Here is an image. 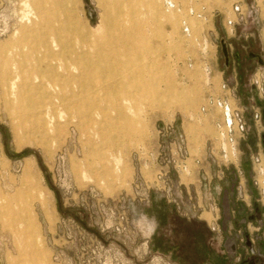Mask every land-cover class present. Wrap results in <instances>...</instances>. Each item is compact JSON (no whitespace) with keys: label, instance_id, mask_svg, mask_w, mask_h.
I'll return each instance as SVG.
<instances>
[{"label":"rangeland","instance_id":"obj_1","mask_svg":"<svg viewBox=\"0 0 264 264\" xmlns=\"http://www.w3.org/2000/svg\"><path fill=\"white\" fill-rule=\"evenodd\" d=\"M263 27L264 0H0V73L45 29L103 55L48 129L0 84V264H264V130L236 165L210 151L218 101L264 114Z\"/></svg>","mask_w":264,"mask_h":264},{"label":"bare ground","instance_id":"obj_2","mask_svg":"<svg viewBox=\"0 0 264 264\" xmlns=\"http://www.w3.org/2000/svg\"><path fill=\"white\" fill-rule=\"evenodd\" d=\"M37 17L30 18V24H23L25 21L22 20L23 30L27 32L37 25ZM41 34V39L33 45H15L11 51V62L1 65L0 84L7 82L5 93L13 99L17 113L33 119L40 128L43 117L45 128L48 129L53 120L49 119L51 108L45 100L58 92L65 93L70 88L74 94L78 87L74 85L78 84L82 88H77L79 91L89 92L91 80L97 77L93 72L99 67L94 57L101 60L103 55L100 52L102 44H98V51L92 53L86 35L82 37L83 43L76 47L71 45L69 33L45 29ZM75 99L78 98L73 95L72 100H65V104L72 108L75 103H79Z\"/></svg>","mask_w":264,"mask_h":264},{"label":"built area","instance_id":"obj_3","mask_svg":"<svg viewBox=\"0 0 264 264\" xmlns=\"http://www.w3.org/2000/svg\"><path fill=\"white\" fill-rule=\"evenodd\" d=\"M239 1L234 3L235 12L243 15L242 7ZM234 25L232 22L230 23ZM262 38L264 41V27L262 29ZM225 46V44H224ZM261 96L264 98V82H256ZM231 93L232 90L229 89ZM235 96V95H233ZM218 106L223 109L222 117L218 120L216 127L218 137L211 143V154L224 165H236L239 161V146L245 138L248 131V117L252 116L255 123L264 130V114L259 106L253 105L250 109L244 107L235 100V105L225 100L218 101ZM264 143V134L262 135ZM253 165L255 171V183L263 194L264 198V150L260 145L259 152L253 156Z\"/></svg>","mask_w":264,"mask_h":264}]
</instances>
